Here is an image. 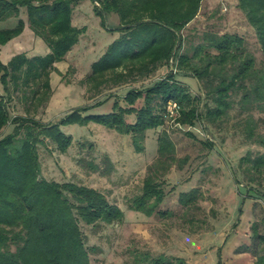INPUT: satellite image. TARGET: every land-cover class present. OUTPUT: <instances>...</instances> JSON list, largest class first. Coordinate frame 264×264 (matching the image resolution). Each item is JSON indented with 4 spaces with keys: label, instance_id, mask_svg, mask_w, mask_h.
I'll return each mask as SVG.
<instances>
[{
    "label": "trees",
    "instance_id": "1",
    "mask_svg": "<svg viewBox=\"0 0 264 264\" xmlns=\"http://www.w3.org/2000/svg\"><path fill=\"white\" fill-rule=\"evenodd\" d=\"M81 1L0 0V23L15 17L14 22L0 24V45L20 35L28 25L49 48L39 55L15 53L6 63L0 59V264H91L90 252L96 246L86 245L82 225L124 219L123 209L103 190L73 179L41 176L40 147L51 151L52 144L65 153L71 145L73 133L64 131L65 126H84L90 121L102 124L130 134L134 150L142 152L147 129H156L164 122L177 129L201 123L210 132L224 129L230 122L247 146L236 167H231L234 181L245 183L246 196H264L260 189L264 185V151L260 148L264 147V60L257 59L243 34L230 31H203L180 51L181 28L194 19L202 0H91L96 13L113 11L120 24L114 28L119 35L91 63L85 82L99 90L108 83L126 82L130 75H149L162 67L167 73L145 88L128 89L123 96L127 105L115 101L111 112L81 115L79 111L90 107L84 105L56 122L35 117L52 94L51 73L56 62L73 49L84 29L73 24L72 18ZM237 6L253 27L264 54V0H238ZM171 57L177 65L174 71L169 68ZM185 75L199 86L198 96L181 79ZM140 98L141 105L134 106ZM12 99L22 108L13 115L8 106ZM171 100L178 102L173 117L167 111ZM127 113L135 114L134 121H126ZM161 129L140 192L127 200V206L148 216L171 217L172 211L160 207L167 194L165 176L172 166L182 169L189 157L178 156L171 133ZM202 142L210 150L215 144L206 137ZM77 160L102 174L111 172L114 165L106 153L100 161ZM201 198L197 186L181 189L177 195L188 212L200 209ZM195 221L189 215V222ZM252 226L253 234L261 237ZM134 258L136 264L183 261L162 252L157 256L139 253ZM254 264H264V252Z\"/></svg>",
    "mask_w": 264,
    "mask_h": 264
},
{
    "label": "rangeland",
    "instance_id": "2",
    "mask_svg": "<svg viewBox=\"0 0 264 264\" xmlns=\"http://www.w3.org/2000/svg\"><path fill=\"white\" fill-rule=\"evenodd\" d=\"M79 4L72 18L76 26L84 29L75 46L76 51L69 55L67 66H61L62 70L56 67L51 73L52 94L35 113L36 118L46 122H56L64 114L84 105L90 107L84 112L79 111L81 115L111 112L115 101L126 106L123 96L128 89L145 88L156 79L164 78L168 70L162 67L154 70L153 74L130 75L121 84L108 83L99 90L93 89L84 81L85 72L112 41L120 17L113 11L105 15L96 13L91 0H82ZM233 4L234 0H204L198 16L181 28L182 45L179 50L203 31L239 32L251 43L257 59L264 60L253 27L246 21L244 12L234 13ZM14 19L10 17L0 24H9ZM27 31L0 45V59L4 63L20 52L18 47L33 48L37 54L47 51L44 41L35 42L33 34ZM169 64L172 71L177 68L172 57ZM181 79L188 83L194 95H199V86L192 77L185 75ZM141 102V98L137 99L134 106L139 107ZM8 106L11 115L22 109L13 99L8 101ZM124 116L128 122L135 119L134 113ZM182 126L177 129L175 125L164 122L156 129H147L142 152L134 150L130 134H122L92 121L84 126L63 127L64 131L73 133L67 152L56 150L52 144L49 146L51 151L40 147L41 176L73 179L92 185L103 190L110 201L123 209L121 222L82 225L86 245L96 246L90 252L91 264H136L135 255L146 252L151 256L161 252L180 256L183 261H175L178 264H218L219 259L221 264H254L257 256L264 252V196L259 193L253 197L246 196L245 183H235L231 169L236 167L247 146L233 132L230 122L224 129H213L212 132L201 123ZM163 127L169 130L176 143V154L189 157L182 169L172 166L165 176L167 194L160 207L172 211L171 217L148 216L127 206V200L140 192L146 165L154 159L156 138ZM203 137L215 143L213 149L205 146ZM260 148L264 151L263 146ZM104 153L114 164L107 174L93 171L77 160L84 157L100 161ZM239 177L242 179L241 175ZM192 186L200 189L202 198L198 202L200 209L188 212L179 204L177 195L179 190ZM260 189L264 191V185ZM189 215L196 221L189 222ZM252 225L257 227L261 237L253 234Z\"/></svg>",
    "mask_w": 264,
    "mask_h": 264
},
{
    "label": "crops",
    "instance_id": "3",
    "mask_svg": "<svg viewBox=\"0 0 264 264\" xmlns=\"http://www.w3.org/2000/svg\"><path fill=\"white\" fill-rule=\"evenodd\" d=\"M203 1L204 0H202L201 1V5H202V3H203ZM208 1H210V0H208ZM237 1L238 0H234V4H233V8H234V13H243L242 12V10L237 6ZM201 5H200V8H201ZM200 8H199V10H200ZM224 8L226 9V7L224 6ZM224 8H223V10H224ZM75 11H76V9H75ZM74 11V12H75ZM74 12H73V14H74ZM73 14H72V17H73ZM198 16V14L196 15V17ZM194 20V19H193ZM247 21V20H246ZM73 24H74V22H73ZM230 24H231V22H230ZM4 25V24H3ZM26 26H28V25H25V27H24V29H23V31L24 30H28L27 32H29V34H33V37H34V41L35 42H37V43H39L40 41H44L40 36H37L36 34H34L33 33V31L29 28V26L28 27H26ZM28 28V29H27ZM251 28H252V26H251ZM236 29L238 30V27H236ZM22 31V32H23ZM21 32V33H22ZM20 33V34H21ZM119 35V31H117L116 33H115V35H113V39L114 38H116L117 36ZM17 37V36H16ZM112 39V40H113ZM45 43V42H44ZM45 45H46V43H45ZM77 45V43L73 46V49H71L69 52H68V54L65 56V58L63 59V60H61V61H59V62H56V67H58L60 70H62V68L63 67H61V66H67L68 65V57H69V55L71 56V54H73L75 51H76V46ZM26 47V46H25ZM25 47H18V49L20 50V52H26V54H28V55H39V54H44V53H39V54H37V53H35V52H33L34 50H33V48H25ZM107 47V46H106ZM105 47V48H106ZM46 48H47V51L46 52H48L49 51V48H48V46L46 45ZM45 52V53H46ZM76 58L74 57V60H75ZM77 60V59H76ZM85 71V70H84ZM89 71V70H88ZM88 71H86L85 73H87ZM1 91H2V86H1V83H0V93H1Z\"/></svg>",
    "mask_w": 264,
    "mask_h": 264
},
{
    "label": "built area",
    "instance_id": "4",
    "mask_svg": "<svg viewBox=\"0 0 264 264\" xmlns=\"http://www.w3.org/2000/svg\"><path fill=\"white\" fill-rule=\"evenodd\" d=\"M174 69V68H173ZM178 109V102L176 100L169 101V104L167 106L168 115L175 116Z\"/></svg>",
    "mask_w": 264,
    "mask_h": 264
}]
</instances>
